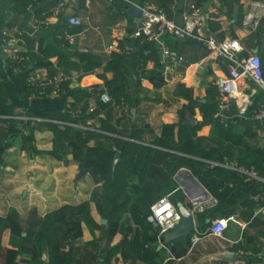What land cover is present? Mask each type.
<instances>
[{"label":"crops","instance_id":"1","mask_svg":"<svg viewBox=\"0 0 264 264\" xmlns=\"http://www.w3.org/2000/svg\"><path fill=\"white\" fill-rule=\"evenodd\" d=\"M130 1L139 6L153 3L163 8L166 7L164 9L167 17L177 25L181 24L180 13L188 2V0H176L171 5V0ZM193 1L202 9L208 32L219 40L239 39L245 47V53L257 54L264 67V0H240L244 17L252 12L257 15L258 24L261 23L256 36L252 32L254 29L242 24L244 17L239 25L234 22L233 13L236 10V5L231 0ZM25 2L27 3L24 4ZM54 2L55 0H0V30L6 26L18 25L26 31L30 23L46 13ZM100 3L105 4L104 10ZM123 3L128 4V8L132 6L122 0H116L111 4L93 1L88 7H84L82 0L67 4L58 20L53 19L49 26L40 29L33 36L24 35L25 65L38 78L48 75V70L45 67H34L35 61L42 56V53H47L43 50L47 45L56 53L65 54L77 52L78 48L86 47L88 53L85 54L95 53L104 59L111 51L122 52L124 56L123 82L127 99L125 104L128 113L121 114L112 106V108L97 110L87 120L92 126L97 127L100 122L109 119L122 137H128L134 130H138L144 140L141 144L146 147L145 145H148V142L159 134L162 125H176L178 121L176 111L186 103L176 93L178 83L190 88L193 99L198 103L208 101L214 108L215 99H211L210 92L216 90V78L225 75L227 69L224 61L207 56L201 44L187 39L180 41L173 33H166L164 40L172 51L182 56L183 61H171L166 74H162L160 53L158 44L155 42H146L149 50H156L150 53V57L146 61L132 64L133 54L138 50L140 41L137 44L136 39L132 38L130 34L138 19L127 14L128 8L123 10ZM256 3H259V6H255ZM68 15L80 17L83 24L80 28H74L77 34L75 43L63 46L65 43L57 40L55 35L58 31L70 27L65 23ZM85 19H87L86 25L84 24ZM103 21H108L107 24H110L109 40H104L98 31L100 48H92V45L89 44L92 39L88 36V29L91 28L95 31L98 29L90 22L102 23ZM117 22L121 25V33L115 39L113 25ZM210 24L216 26L217 29L210 31ZM25 37L29 38L28 44ZM41 50H43L42 53ZM43 59L51 62V71L58 69L57 55H49ZM70 73L76 72L71 71ZM101 74H104L107 79L112 75L111 72H103L102 66H100L91 73L78 74L77 82L66 85V90L58 97H32L33 91L31 92L28 88L23 72L12 71L8 68L0 53V83L7 95V100L13 106L11 123L0 122L1 127H8L11 131L10 137L4 141V146L0 148V215L3 216L10 209H14L21 218H24L31 208H35L37 213L43 216L48 211L60 206L88 201L89 217L93 226L89 227L85 222H81V236L75 240L69 237L64 225L59 232L60 249L71 255V264H104L109 251H112L113 254L108 264H264V255H262L264 252V210L251 218L252 213L247 210L245 205H242L245 199L252 198V195L258 190V184L254 182L232 187H226L223 184L222 187L227 193V198L223 203H216L212 196L210 200L203 202V211L192 214L194 229L201 233V238L194 245L190 244V235H177L175 230L167 232L158 239V228L155 224H150L145 220L135 222L129 212L122 216L124 232L107 235V219L102 216L104 204L100 177L90 172L79 181L74 182L80 168L72 160L69 150L65 151L61 159H55L49 155L48 152L52 150L51 131L45 127L28 128L25 124L26 119L22 118L26 117L25 113L28 110L63 111L64 105L70 106L72 101L70 94L77 88L98 86V89L105 92L100 79ZM150 75L161 77L163 85L159 88L153 87L148 79ZM211 86L214 88L212 89ZM245 86L244 91L251 95L250 107L258 96L254 107L250 110L249 107L245 114L239 115L237 105L230 102L220 120L225 123L237 124L239 130L242 128L255 130L256 137H244L242 140L248 146L263 147L264 119H256L253 116V111L257 103L264 100V97L250 80L245 81ZM92 104L94 105L93 99H88L87 105ZM188 118H194V124L200 125L196 132V140L200 144L209 147L221 143L217 138L209 136L210 124L203 120L198 108H195L193 116ZM67 119L70 122L79 123L77 116L68 114ZM76 131L82 137L81 143L84 147L95 143L92 140L85 143L83 131L79 128H76ZM224 162L237 163L236 161ZM206 168H208L207 165ZM184 169L189 170L188 168ZM137 173L134 170L130 174L134 179L128 183L127 195L124 200L121 203L113 204L114 211L128 202L127 208L133 209L138 214L144 216L147 212L148 204L134 191V186L142 183L137 179ZM200 174L208 180H213L205 168L201 170ZM177 187L183 194L185 204L174 203L171 200L180 215L176 229L183 223L182 210H186L191 204L178 184ZM167 195L169 198L170 194L164 196ZM227 215H233L236 219V222H230L234 228L231 236L228 233L230 223L224 232L223 239L205 234L212 220ZM259 215L263 217L261 219L263 225L260 226L261 222L260 224H250ZM73 217L69 212L66 221ZM246 237L251 238L250 245L256 248L255 251L250 250L249 247L246 250L240 249L235 252L236 259L233 262L220 258L222 253L230 251L225 248L226 245L239 242L243 246L246 244ZM19 242L20 238L12 235L8 230L2 233L1 247L3 249L16 248ZM22 259H27V257H18L17 264H37L32 261L20 262ZM41 259L46 260L45 254ZM0 264H3L1 256Z\"/></svg>","mask_w":264,"mask_h":264},{"label":"trees","instance_id":"2","mask_svg":"<svg viewBox=\"0 0 264 264\" xmlns=\"http://www.w3.org/2000/svg\"><path fill=\"white\" fill-rule=\"evenodd\" d=\"M231 2L236 5V10L233 13L234 22L239 25L244 17L240 0H231ZM128 6V4L123 3V10H126ZM164 8L166 9V7ZM259 24L252 31L255 36L260 28ZM209 29L215 31L217 27L210 24ZM66 30L75 33L74 28L66 27ZM28 39L25 37L27 44ZM136 42L139 43V48L133 54L132 64L146 61L150 57V53L156 51L155 49L149 50L145 40L141 41L138 38ZM66 45L63 44V46ZM39 47L41 48V44ZM43 50L47 53L45 54ZM43 50H41V53L44 54L42 53V56L35 61L34 67H45L48 70V75H51L54 72L51 71L52 64L50 61L43 59L49 55H57L58 69L66 74L71 71L77 74H88L95 68L102 66L103 72H111L112 74L109 79L104 74L100 75L105 93L113 101L123 99L125 103L127 102L123 82L124 56L122 52L111 51L104 59L95 53L78 54L76 51L70 54L56 53L49 45L45 46ZM148 50L149 52L145 54ZM261 68L264 76L263 65H261ZM22 72L26 77L31 69H28L24 63ZM148 79L155 88L163 85L161 77L150 75ZM28 88L32 92L36 87L28 85ZM211 88L213 89L214 86H211ZM65 90L66 86L62 88V94ZM100 93H102V89H98V86L77 88L70 94L72 98L70 106L66 107L64 105L63 111L28 110L25 113V124L28 128H34V126L45 127L51 131L52 150L48 152L49 155L55 159H61L65 151L69 150L72 160L78 164L79 168L89 169L92 174L100 177L104 204L102 216L107 219V235L109 236L117 232H124L122 221L124 213L129 212L130 217L135 222L144 221L149 206L166 194H170V201L185 204L183 194L173 179L174 174L182 167L190 170L192 175L206 188L218 204L223 203L227 198V193L222 187L223 184L231 183L233 186H239L243 183L234 170L219 165L206 168L207 162L236 161L239 165L256 170L261 175L264 174V146L251 147L242 140L244 137H256V131L250 128L239 130L237 124L225 123L220 119H215L213 117L214 108L210 103L208 101L198 103L193 99L191 89L184 87L181 83L177 84L176 93L186 103L176 111L178 117L176 125H162L159 134L155 135L148 142V145H145L146 147L141 144L144 140L140 131L134 130L128 137H122L109 119L100 122L97 127L93 126L92 129L83 130V141L85 143L91 140L95 142L84 147L81 143L82 137L78 135L76 128L66 124L68 112L70 109L75 111L79 123L83 125L97 110L112 108L111 103L100 101ZM210 93L211 99H216L217 89L215 91L211 90ZM90 98L94 101L95 109L88 113L87 100ZM256 100L253 101V105L249 110L254 107ZM195 108L200 110L203 120L209 122L211 127L209 136L220 140L221 143L217 146L205 147L196 140V132L200 128L199 124L189 125L183 123L185 119L193 116ZM12 117L13 106L7 100V95L0 83V122L10 124ZM10 135L11 131L8 127L0 126V148L4 146V141ZM116 153L119 154V157L116 163L113 164ZM143 155L144 157H142ZM204 168L213 180L201 176L200 172ZM134 170L138 172L137 179L142 182L134 186V191L148 204L144 216L131 208H127L128 202H125L117 211L113 210V204L121 203L127 195L128 183L131 179H134L130 174ZM242 205H245L247 210L252 213L257 206H264V196L259 201L247 198L242 202ZM89 211V202L82 201L78 204L60 206L48 211L43 216H40L35 208H31L24 218H21L14 209H10L3 216L0 215V256L3 258V264H17V258L24 256L27 259H22L20 262L71 264V255L62 252L60 249L59 232L64 225L67 228L69 237L72 240L78 239L81 236V222H85L89 227L93 226ZM69 212L74 217L66 221ZM5 230L20 238L16 248L3 249L1 247V236ZM246 239V244L243 246L238 242L226 245L225 248L237 252L240 249L246 250L249 247L250 250L255 251L256 248L250 245L251 238L246 237ZM44 254L46 256L45 261L41 259ZM112 254V251L108 252L104 264H108Z\"/></svg>","mask_w":264,"mask_h":264},{"label":"built area","instance_id":"3","mask_svg":"<svg viewBox=\"0 0 264 264\" xmlns=\"http://www.w3.org/2000/svg\"><path fill=\"white\" fill-rule=\"evenodd\" d=\"M78 0H55L53 5L46 13L34 19L26 31L22 30L18 25L6 26L0 30L1 47L0 53L5 65L12 71H22L25 63L26 50L24 48V35L33 36L40 29L51 24L53 19L60 18L67 4ZM99 1L111 4L116 0H82L84 7H88L91 2ZM132 6H136L140 10V17L136 22L130 36L135 39L151 41L158 44L160 53V64L162 66V74H166L171 61L181 62L182 56L177 55L168 47L164 40L166 33H173L175 29H179L185 39L197 42L203 46L207 56L213 59H219L225 62L227 73L219 76L215 80L217 96L215 99L213 117L221 119L223 112L228 108L230 102L237 105L239 115L246 113L251 105V95L244 90L245 81L250 80L255 88L260 91L264 97V76L261 68V61L257 54L245 53V47L237 38L217 39L206 29V20L202 9L193 0H188L186 7L180 13L181 24L177 25L174 21L167 17L163 7L153 3L144 5H135L130 0H122ZM176 0H171V5ZM255 6H259L256 3ZM259 19L257 15L250 12L243 19V25L250 29L258 26ZM66 25L73 28L82 27L83 21L76 15H68L65 19ZM115 31V39L120 36L121 25L119 22L113 25ZM77 34L68 30L58 31L55 35L56 39L67 44L75 43ZM78 79L77 73H63L59 69L55 70L51 75L42 78L36 77L29 72L25 77L28 85H34L36 88L32 92V97H50L55 98L62 95V88L66 85L75 84ZM100 101L111 103V105L121 114H127L128 108L123 99L113 101L105 92L99 94ZM95 109V105H89L87 112L90 113ZM69 115L76 116L75 111L69 110ZM256 119H264V100L257 103L253 111ZM24 120L26 117H22ZM66 124L82 131L93 126L90 121L86 120L85 124L67 121ZM219 165L227 169L234 170L243 184L257 183L259 188L252 195L254 201H259L264 196V174H259L256 170L239 165L235 162H207L208 167ZM264 169V163H263ZM226 187H232L231 183L225 184ZM205 202V201H203ZM203 202H191L187 208L191 214L200 213L204 209ZM264 210V206H257L253 211L251 218L255 217ZM180 220V215L174 205L167 196L159 198L149 206L145 221L155 224L158 228L157 238L173 230ZM236 222L233 215L219 217L212 220L205 231L206 235L214 238L223 239L224 232L228 223ZM201 238V233L196 229L190 234V244L194 245ZM264 255V252H262Z\"/></svg>","mask_w":264,"mask_h":264},{"label":"water","instance_id":"4","mask_svg":"<svg viewBox=\"0 0 264 264\" xmlns=\"http://www.w3.org/2000/svg\"><path fill=\"white\" fill-rule=\"evenodd\" d=\"M127 14L138 19L140 17V10L136 6H130L127 10ZM173 34L180 40L184 41L185 37L182 34V32L179 29H175L173 31ZM78 53H88L86 47L78 48ZM185 124L194 125V118H188L183 121ZM119 157V154L116 153L113 158V164L116 163L117 158ZM91 171L86 168H80L76 174V177L74 179V182L79 181L82 179L87 173H90ZM174 180L176 183L180 186L182 191L186 194L190 202H203L208 201L211 199V195L209 192L202 186V184L192 175V173L184 168L179 169L175 175ZM179 207H181L180 204H178ZM182 219L183 223L180 227L177 229L174 228V232L177 235L187 236L189 235L193 229V220H192V214L186 209L182 210ZM220 258L227 261H235L236 259V253L233 251H226L220 255ZM46 264V263H44Z\"/></svg>","mask_w":264,"mask_h":264},{"label":"rangeland","instance_id":"5","mask_svg":"<svg viewBox=\"0 0 264 264\" xmlns=\"http://www.w3.org/2000/svg\"><path fill=\"white\" fill-rule=\"evenodd\" d=\"M101 5H102V9L104 10L105 8H104V6H105V4H102V3H100ZM86 21H87V19H85V25H86ZM107 22L108 21H106V22H102V23H94V22H90L91 23V25L92 26H94V27H97V31H95V30H93V29H91V28H89L88 29V36L89 37H91V42H89V44H90V46L92 47V48H96V49H98V48H100V43H99V40H100V36L97 34V32L101 35V37L104 39V40H109V35H110V24H107ZM93 23V24H92ZM91 48V49H92ZM263 217H261L260 215L257 217V218H255V219H253L252 220V222L250 223V224H257V223H259L260 224V222H261V219H262ZM261 225H263V223L261 222V224H260V226ZM234 228H233V224L232 223H230L229 224V226H228V233H229V236H231L232 235V233H233V230Z\"/></svg>","mask_w":264,"mask_h":264}]
</instances>
